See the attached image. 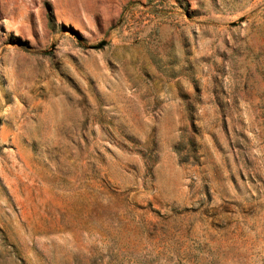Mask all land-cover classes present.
I'll return each instance as SVG.
<instances>
[{
  "label": "rangeland",
  "instance_id": "rangeland-1",
  "mask_svg": "<svg viewBox=\"0 0 264 264\" xmlns=\"http://www.w3.org/2000/svg\"><path fill=\"white\" fill-rule=\"evenodd\" d=\"M0 264H264V0H0Z\"/></svg>",
  "mask_w": 264,
  "mask_h": 264
}]
</instances>
